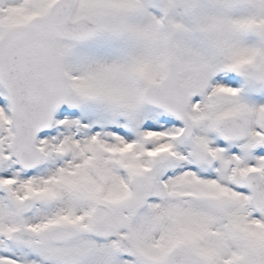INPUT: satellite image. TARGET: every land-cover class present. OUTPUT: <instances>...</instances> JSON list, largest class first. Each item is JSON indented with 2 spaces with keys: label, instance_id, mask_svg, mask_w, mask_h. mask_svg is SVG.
<instances>
[{
  "label": "snow or ice",
  "instance_id": "obj_1",
  "mask_svg": "<svg viewBox=\"0 0 264 264\" xmlns=\"http://www.w3.org/2000/svg\"><path fill=\"white\" fill-rule=\"evenodd\" d=\"M0 264H264V0H0Z\"/></svg>",
  "mask_w": 264,
  "mask_h": 264
}]
</instances>
